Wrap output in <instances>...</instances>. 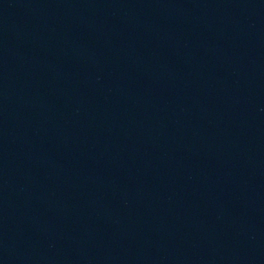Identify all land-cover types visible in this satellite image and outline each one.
Wrapping results in <instances>:
<instances>
[{
  "label": "water",
  "instance_id": "1",
  "mask_svg": "<svg viewBox=\"0 0 264 264\" xmlns=\"http://www.w3.org/2000/svg\"><path fill=\"white\" fill-rule=\"evenodd\" d=\"M244 1L257 2V3L264 4V0H244Z\"/></svg>",
  "mask_w": 264,
  "mask_h": 264
}]
</instances>
